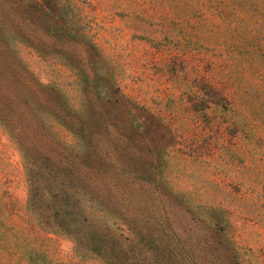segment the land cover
I'll use <instances>...</instances> for the list:
<instances>
[{
    "label": "rangeland",
    "instance_id": "1",
    "mask_svg": "<svg viewBox=\"0 0 264 264\" xmlns=\"http://www.w3.org/2000/svg\"><path fill=\"white\" fill-rule=\"evenodd\" d=\"M25 1H39L40 18L65 21L76 40H56L44 24L37 49L20 40ZM0 18L26 74L60 87L73 115L87 119L96 165L107 151L137 166L152 160V178L233 213L225 232L233 242L221 246L217 264H264V0H0ZM41 114L81 149L76 135ZM27 192L18 147L0 123V264H106L39 224Z\"/></svg>",
    "mask_w": 264,
    "mask_h": 264
},
{
    "label": "trees",
    "instance_id": "2",
    "mask_svg": "<svg viewBox=\"0 0 264 264\" xmlns=\"http://www.w3.org/2000/svg\"><path fill=\"white\" fill-rule=\"evenodd\" d=\"M23 9L29 18L18 20L20 40L37 49L36 29L43 24L56 40H76L65 21L40 18L39 1H25ZM6 28L7 22L0 18V123L22 158L27 211L39 224L71 236L106 264H217L221 246L233 242L225 234L232 227L233 213L219 203L190 200L167 182L152 178V160L137 166L111 160L107 151L104 156L109 159L96 165L87 119L73 115L76 109L60 87L26 74ZM64 58L72 65L71 54L66 52ZM76 71L83 81L87 79V70ZM124 99L143 111L146 120L156 122L144 107ZM43 111L76 135L81 149H74L45 125ZM161 188L168 190L167 195L155 193ZM95 205L99 211L92 213ZM38 253L30 252L29 259Z\"/></svg>",
    "mask_w": 264,
    "mask_h": 264
}]
</instances>
